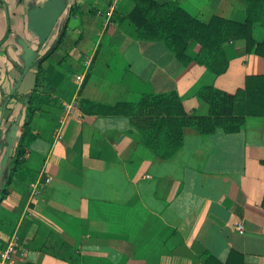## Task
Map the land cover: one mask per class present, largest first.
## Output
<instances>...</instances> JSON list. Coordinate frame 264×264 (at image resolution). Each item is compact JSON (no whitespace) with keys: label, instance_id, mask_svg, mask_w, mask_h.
Returning <instances> with one entry per match:
<instances>
[{"label":"crops","instance_id":"0c3cea01","mask_svg":"<svg viewBox=\"0 0 264 264\" xmlns=\"http://www.w3.org/2000/svg\"><path fill=\"white\" fill-rule=\"evenodd\" d=\"M51 1L0 0V253L12 245L8 264H202L203 251L221 264H264V117H247L233 134L186 128L182 147L156 158L128 118L82 117L75 100L113 105L179 88L184 110L204 117L202 70L181 73L162 41L138 40L125 20L131 0H58L65 8L41 45L28 17ZM153 1L177 2L202 22L245 19V0ZM253 38H264L258 25ZM25 48L35 54L27 70ZM199 48L190 42L187 56ZM222 50L228 67L214 87L233 94L246 76L264 75V59L247 54L243 40ZM40 63L56 102L31 118L23 166L33 176L20 180L10 169Z\"/></svg>","mask_w":264,"mask_h":264},{"label":"trees","instance_id":"16d2710c","mask_svg":"<svg viewBox=\"0 0 264 264\" xmlns=\"http://www.w3.org/2000/svg\"><path fill=\"white\" fill-rule=\"evenodd\" d=\"M131 1L134 9L125 20L133 27L138 40L162 41L181 64V73L191 66L202 70L196 95L208 105V114L204 117L188 114L180 100L178 88L166 93L138 94L132 100L118 101L113 105L77 99L74 106L82 117L128 118L132 129L139 135L138 142L161 160H169L182 147L186 128L195 130L201 136L212 135L217 130L233 134L240 130L247 117H264V75L246 76L243 87L233 94L211 84L213 79L227 70L228 62L222 50L226 43L243 40L247 54L264 59V38L261 42L253 38L255 25L264 30V0H245L243 22L217 16L202 22L183 10L177 2L158 4L153 0ZM63 38L64 33L59 36L52 51L61 44ZM190 42L200 47L194 58L186 54ZM49 55L46 54L44 60ZM177 80L179 83V78ZM53 90L46 82L45 70L40 63L34 89L27 95L26 117L10 169L11 178L24 180L33 176L23 166L29 144L35 138L30 122L40 106L56 102L52 98ZM261 208L264 210V196ZM2 247L3 244H0ZM231 256L232 260L239 257L235 253ZM200 257L202 264H221L207 251H203ZM239 264H242V260Z\"/></svg>","mask_w":264,"mask_h":264},{"label":"water","instance_id":"95a60500","mask_svg":"<svg viewBox=\"0 0 264 264\" xmlns=\"http://www.w3.org/2000/svg\"><path fill=\"white\" fill-rule=\"evenodd\" d=\"M58 0H53L46 4L41 9H36L30 12L28 17V27L38 36V41L42 45L48 39L58 17L64 10V5L58 3ZM25 59H26V70L33 65L35 54H32L26 48Z\"/></svg>","mask_w":264,"mask_h":264},{"label":"built area","instance_id":"2783aa9c","mask_svg":"<svg viewBox=\"0 0 264 264\" xmlns=\"http://www.w3.org/2000/svg\"><path fill=\"white\" fill-rule=\"evenodd\" d=\"M13 247L12 245H8L5 247L0 253V264H8L11 256L13 255Z\"/></svg>","mask_w":264,"mask_h":264}]
</instances>
